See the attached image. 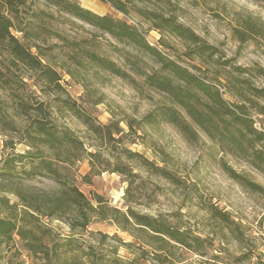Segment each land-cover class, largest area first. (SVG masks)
Masks as SVG:
<instances>
[{"label":"rangeland","instance_id":"rangeland-1","mask_svg":"<svg viewBox=\"0 0 264 264\" xmlns=\"http://www.w3.org/2000/svg\"><path fill=\"white\" fill-rule=\"evenodd\" d=\"M69 1L134 26L165 58L219 89L228 104H245L252 129L257 134L264 132V114L258 111L264 101L250 91L258 89L264 94V0H165L164 5L135 4L166 17L174 16L200 38L201 45L210 47L200 55L196 53L197 45L166 32L161 34L150 21L133 11L123 15L101 0ZM40 8L55 19L36 22L23 43L35 45L31 51L60 79L57 84H49L39 71L14 63L6 51L0 53V166L4 159L30 149L25 130L32 121L51 122L59 130H69L83 145L85 152L71 154L74 164L68 171V181L87 198L98 194L121 211L130 207L201 239L202 243H193L191 250L181 246L170 250L178 264H264V140L258 141L245 127L236 124L233 129L253 140L254 150L241 151L231 144H222L216 135L206 133L179 108L190 129L187 133L162 119L147 123L144 117L157 107L170 104L164 94L147 86L140 76L159 65L141 56L142 61L134 67V59L127 54L130 47L121 51L107 34L62 16L51 7L40 4ZM249 25L261 33L254 35L247 29ZM235 28L253 39L240 41ZM16 35L21 37L20 33ZM88 51L114 62L131 79L116 77L90 63L85 55ZM238 92L247 101L243 103ZM72 104L95 126H109L111 139L99 137L83 124L70 111ZM86 153L96 154L97 161ZM129 154H137L165 169L175 180L147 171L138 157ZM91 160L97 175L92 172ZM119 163L138 175L129 192L126 177L112 172ZM58 189V184L44 176L29 180L0 178V198L14 205L19 214L24 201L39 202ZM1 218L11 217L8 208L0 204ZM38 218L42 226L52 229L54 237L75 233L78 247L92 244L117 248V256L123 260L136 257L142 264H155L148 247L141 250L136 245L128 249L110 239L116 235L123 242L133 241L109 222L93 219L86 231L72 232L65 220L39 215ZM99 234L109 237L104 245L97 244ZM0 264L43 262L13 235L0 244Z\"/></svg>","mask_w":264,"mask_h":264},{"label":"trees","instance_id":"trees-1","mask_svg":"<svg viewBox=\"0 0 264 264\" xmlns=\"http://www.w3.org/2000/svg\"><path fill=\"white\" fill-rule=\"evenodd\" d=\"M101 1L123 15H128L130 11L135 12L143 19L150 21L152 27L161 34L166 32L197 45L196 53L199 55L210 49L208 46L201 45L200 38L178 23L174 16L166 17L155 10L138 8L135 5L136 3L164 5L165 0ZM40 4L55 9L62 16L78 20L107 34L120 46L121 51H125V46L130 47L131 51L127 54L134 59V67L142 61L141 56H147L159 65L158 69L144 71L140 73V76L147 86L164 94L170 104L161 105L144 117V121L147 123L162 119L174 125L180 132L187 133L190 129L178 111L177 108H179L206 133L216 135L222 144H231L241 151L254 150L253 140L246 139V134L241 130L237 132L233 129L236 124L245 127L247 133L254 135L258 141L264 140V132L257 134L252 129V121L246 111L245 104H228L219 89L195 76L187 68L165 58L159 50L145 40L134 26L126 21L108 15H97L73 1L0 0V53L6 51L14 63H20L31 71H39L49 84L56 83L60 79L52 68L43 64L39 56L31 51L32 47H36L35 45L30 47L23 43L28 40V34L33 30L36 22H43L44 18L55 19L53 14L41 9ZM247 29L254 35L261 33L253 25H249ZM234 32L242 42L253 39V36L238 28H235ZM16 33H20L21 37H17ZM85 55L87 60L98 68L108 71L116 77L131 79V76L114 62L91 51L85 52ZM250 91L254 97L264 101L262 90ZM237 95L243 103L247 101L244 94L238 92ZM69 108L83 124L99 137L111 139L109 126H95L91 118L75 110V104L70 105ZM258 111L260 114H264V103ZM28 127V131L27 129L25 131L28 139L27 146L30 149L22 154H15L4 159L0 166V178L12 180L21 177L29 180L36 176H44L58 184L59 189L52 194L44 195L39 202L24 201L20 214L15 212L14 205H9L0 198V204L8 208L11 217L0 219V244L11 240L13 235H16L24 241L25 249L32 256L40 259L43 264H142L136 257L123 260L117 256V248H98L92 244H88L85 248L78 247L75 233L64 237H54L51 228L40 224L38 215L65 220L72 232L86 231L93 219L109 222L121 232L127 233L133 238V241L123 242L116 235L110 239L118 241L128 249L136 247V245H139L141 250L144 249L143 247H148L152 255L151 260L155 264H178L177 258L171 256V249L181 246L191 250L194 247L193 243H202L200 238L190 236L160 218L139 214L130 207L125 212L121 211L110 206L98 194H92L91 198H87L74 184L68 181V171L74 164L71 154L85 152L81 142L73 137L69 130H59L56 125H52L48 121L34 120ZM86 155L97 161L96 154L86 153ZM129 155L138 157L139 163L147 171L172 182L175 180L165 169L137 154ZM91 165L92 172L95 175L99 174L93 161ZM112 172L126 177L128 182L126 192H129L138 177L132 169L122 163L116 164ZM84 179L90 183L87 178ZM99 235L100 239L97 244L104 245L105 239L109 237Z\"/></svg>","mask_w":264,"mask_h":264},{"label":"built area","instance_id":"built-area-1","mask_svg":"<svg viewBox=\"0 0 264 264\" xmlns=\"http://www.w3.org/2000/svg\"><path fill=\"white\" fill-rule=\"evenodd\" d=\"M256 127V126H255ZM257 128V127H256ZM262 230L264 232V220L262 221Z\"/></svg>","mask_w":264,"mask_h":264}]
</instances>
